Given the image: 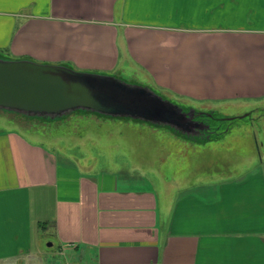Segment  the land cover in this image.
Returning <instances> with one entry per match:
<instances>
[{
    "label": "crops",
    "instance_id": "0c3cea01",
    "mask_svg": "<svg viewBox=\"0 0 264 264\" xmlns=\"http://www.w3.org/2000/svg\"><path fill=\"white\" fill-rule=\"evenodd\" d=\"M0 50L134 72L221 116L264 111V0H0ZM36 129L0 125V264H264L262 158L218 179L162 171L156 184L59 160L24 132Z\"/></svg>",
    "mask_w": 264,
    "mask_h": 264
},
{
    "label": "rangeland",
    "instance_id": "374dc122",
    "mask_svg": "<svg viewBox=\"0 0 264 264\" xmlns=\"http://www.w3.org/2000/svg\"><path fill=\"white\" fill-rule=\"evenodd\" d=\"M0 56L12 58L11 54L2 50ZM106 74L128 83L148 86L176 104L202 111L196 109L199 108L198 104L188 105L181 99L161 91L145 77L134 72ZM222 110L228 116L221 117L217 114L218 119H208L213 127L216 126L221 131L220 134L216 135V138L194 141L177 136L165 127L132 119L103 118L92 114L72 113L62 119L40 120L23 119L0 111V125L37 127L36 130H31V134L24 132L33 140L55 149L59 160L70 159L82 166L89 164L94 168L105 167L109 170L142 173L146 179L157 184L162 171L167 173L168 177H174L173 174L180 168L183 174L192 169L195 173L200 172L202 179L211 176L210 173L206 175V172L213 171L214 178L211 179H218L221 172L249 168L261 158L264 161V147L260 145L263 139H260L259 131L264 129V117H260L264 116V111H245L247 109L230 107ZM244 114L247 115L239 118ZM227 117L235 118L225 119ZM243 136H255L260 145V153L251 145L245 146L241 138ZM48 249L51 252L56 251L57 245L54 243ZM65 257L55 255V260L61 264Z\"/></svg>",
    "mask_w": 264,
    "mask_h": 264
},
{
    "label": "water",
    "instance_id": "95a60500",
    "mask_svg": "<svg viewBox=\"0 0 264 264\" xmlns=\"http://www.w3.org/2000/svg\"><path fill=\"white\" fill-rule=\"evenodd\" d=\"M0 111L43 120L62 119L76 111L96 113L165 127L192 141L199 140L209 128L197 118L212 116L211 111L184 107L148 86L110 74L1 56Z\"/></svg>",
    "mask_w": 264,
    "mask_h": 264
},
{
    "label": "flooded vegetation",
    "instance_id": "af4514ba",
    "mask_svg": "<svg viewBox=\"0 0 264 264\" xmlns=\"http://www.w3.org/2000/svg\"><path fill=\"white\" fill-rule=\"evenodd\" d=\"M214 118H217L216 115L215 116H211V117H208V116H199L197 118L198 120H201V121H203V122H205V123H207L209 125L208 130H204V132L202 133L203 135H201L199 137V139L206 138L207 136L211 138V137H214V136L220 134L221 131H219V129H217L216 126L213 127L212 124H211V122H209V120H208V119H214Z\"/></svg>",
    "mask_w": 264,
    "mask_h": 264
},
{
    "label": "trees",
    "instance_id": "16d2710c",
    "mask_svg": "<svg viewBox=\"0 0 264 264\" xmlns=\"http://www.w3.org/2000/svg\"><path fill=\"white\" fill-rule=\"evenodd\" d=\"M74 113H78V114H81V115H85V114H92L93 116H98V117H103L105 118V116H101V115H98L96 113H88V112H83V111H76ZM9 114H12V115H15V116H18V117H21L23 119H32L30 117H25V116H21V115H17V114H13V113H9ZM217 114H215L214 112H212V116H215ZM218 116V115H217ZM222 117V116H221ZM107 118H110V117H107ZM35 119H40V118H35ZM121 119H125V118H121ZM127 119V118H126ZM223 119V118H222ZM40 120H43V119H40ZM215 137V136H214ZM212 138V137H211ZM216 138V137H215ZM205 138H203L204 140ZM210 139V138H209ZM205 140H208V139H205Z\"/></svg>",
    "mask_w": 264,
    "mask_h": 264
}]
</instances>
